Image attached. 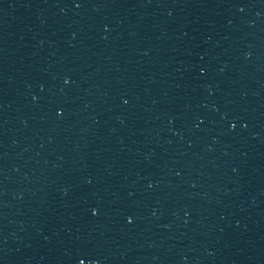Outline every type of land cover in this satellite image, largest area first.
<instances>
[{
    "label": "water",
    "instance_id": "water-1",
    "mask_svg": "<svg viewBox=\"0 0 264 264\" xmlns=\"http://www.w3.org/2000/svg\"><path fill=\"white\" fill-rule=\"evenodd\" d=\"M81 262L264 264V0H0V264Z\"/></svg>",
    "mask_w": 264,
    "mask_h": 264
},
{
    "label": "snow or ice",
    "instance_id": "snow-or-ice-1",
    "mask_svg": "<svg viewBox=\"0 0 264 264\" xmlns=\"http://www.w3.org/2000/svg\"><path fill=\"white\" fill-rule=\"evenodd\" d=\"M95 214V213H94ZM81 264H83V262H81Z\"/></svg>",
    "mask_w": 264,
    "mask_h": 264
}]
</instances>
